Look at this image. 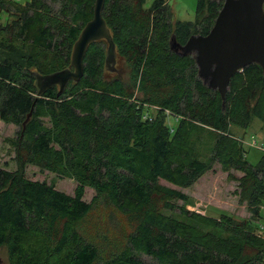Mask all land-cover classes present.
<instances>
[{"label": "trees", "instance_id": "1", "mask_svg": "<svg viewBox=\"0 0 264 264\" xmlns=\"http://www.w3.org/2000/svg\"><path fill=\"white\" fill-rule=\"evenodd\" d=\"M47 1L0 0V8L14 5L12 21L0 25V34L11 36L0 42V120L18 127L12 141L17 167L0 168V248L9 264H150L141 255L157 264H264V238L257 233L264 154L249 164L241 140L229 134L255 118L264 127L262 70L252 64L237 72L223 109L219 93L198 78L193 56L169 47L171 36L183 45L191 35H206L223 0H198L192 22L173 24L166 0H153L148 9L143 0H105L102 16L117 56L129 64V85L101 80L105 53L91 43L82 78L58 97L57 87L38 96L32 72L50 74L65 69L64 62L40 64L15 43L67 61L94 0H50L59 4V16L50 14ZM134 89L146 94L142 102L129 101ZM151 107L155 113L144 119ZM203 132L212 140L205 159L195 147ZM215 164L237 183L248 216L215 218L174 206L186 200L180 190ZM27 165L74 179L73 195L28 180ZM85 188L94 191L89 202ZM174 209L180 218L165 213ZM122 220L125 241L113 245L106 227Z\"/></svg>", "mask_w": 264, "mask_h": 264}, {"label": "rangeland", "instance_id": "2", "mask_svg": "<svg viewBox=\"0 0 264 264\" xmlns=\"http://www.w3.org/2000/svg\"><path fill=\"white\" fill-rule=\"evenodd\" d=\"M13 1L24 5L30 0ZM152 2L153 0H143V8L148 9ZM197 2L198 0H166L167 6L170 8L172 14V24L175 23L176 20L192 22L194 20ZM223 2L224 0L222 1V4ZM47 4L51 8V11H49L51 15H60L57 13L59 4L50 3V0L47 1ZM10 5L11 4H4V6L0 8V25L5 26V24L12 21L13 18L10 16L9 10L12 8L14 9V5L11 7ZM2 9L4 11H2ZM7 9L8 12L6 13ZM29 14H31V12H29ZM60 37H63V35ZM10 38V34H0V42L7 43ZM15 44L18 48L25 49L27 52L32 53L35 56V59L40 62V64L50 63L51 66L56 67L63 65L64 62V68H71L70 56L72 48L67 61L62 59L61 62V60H57L55 55H45L39 50H33L32 48L28 49V44L23 42H17ZM92 44L93 47H100L103 49V52L105 53L107 48L105 41L101 40ZM92 44H90L88 48H91L90 46ZM115 68L117 70L115 73L103 70L104 72L101 76V80L103 82H109L113 79H119L125 84V86H128L130 81V67L126 59L124 57L117 56ZM145 96V93L134 89L133 95L130 97L129 101L142 102V99ZM154 111V107L149 108L147 116H149V114H154ZM166 115L168 116L166 117L167 122L172 124L173 115H171L169 112H166ZM44 124L49 126L47 119H44ZM17 131V126L0 120V168L6 169L8 171H13L17 167L15 161V147L12 144V141L16 138ZM229 134L233 136V138L241 140V144L246 150V159L248 163L251 165H256L264 154V127H262L261 122L255 118L246 129H241L235 126L230 127ZM206 135V132H203L202 135L199 136V140L195 139V147L198 148V153L203 156L204 159L209 156L212 142L211 138H207ZM219 169V166L215 164L213 167V172L210 171L207 176L202 178L192 187L181 189L180 191L186 196V200L175 201L173 203L174 206H183L191 212H197L201 215L215 218H219L221 214H228L231 216L233 215L238 218L248 216L244 204L239 202L237 183L234 181H228L226 178L227 175L220 172ZM25 177L31 181L45 182L48 185H53L56 190L70 196L73 195L77 186V183L74 179L59 177L56 174L47 171H41L39 168L32 165H27L25 167ZM93 196L94 191L90 188H85L83 200L89 202ZM165 213L180 218L177 214L178 212L175 211V209L174 211L166 210ZM261 214L263 220L259 226H262L263 229L259 228L257 233L264 238V206L262 208ZM104 225L108 226V224ZM106 228L107 236L110 242H113V245H121L124 243V237L128 229V224L125 220L120 221L117 225L111 223ZM92 229L93 226L90 227V231ZM99 232L100 231L95 230V232L93 231L92 233L96 234ZM0 259L2 264H9L7 251L4 247L0 248ZM140 259L145 263L157 264L155 260L145 255H141Z\"/></svg>", "mask_w": 264, "mask_h": 264}, {"label": "water", "instance_id": "3", "mask_svg": "<svg viewBox=\"0 0 264 264\" xmlns=\"http://www.w3.org/2000/svg\"><path fill=\"white\" fill-rule=\"evenodd\" d=\"M104 2L94 0L92 18L72 46L71 68L50 74L32 72L38 96L57 87L58 97L70 81L77 83L84 73L85 53L93 42H106L104 68L117 72L115 44L102 16ZM169 47L179 56H193L198 78L208 89L219 93L224 109L230 80L237 72L255 64L264 75V0H224L206 35H191L183 45L171 36ZM30 118L31 112L22 124L23 129Z\"/></svg>", "mask_w": 264, "mask_h": 264}, {"label": "built area", "instance_id": "4", "mask_svg": "<svg viewBox=\"0 0 264 264\" xmlns=\"http://www.w3.org/2000/svg\"><path fill=\"white\" fill-rule=\"evenodd\" d=\"M6 1H12V0H6ZM147 118V115L144 116V119ZM254 144V143H253ZM262 147V146H261ZM260 229H263V227L261 226Z\"/></svg>", "mask_w": 264, "mask_h": 264}]
</instances>
